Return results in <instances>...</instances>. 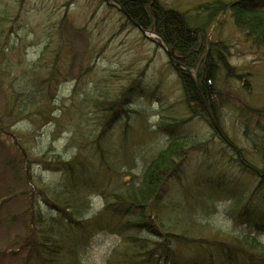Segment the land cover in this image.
<instances>
[{"label": "trees", "instance_id": "trees-1", "mask_svg": "<svg viewBox=\"0 0 264 264\" xmlns=\"http://www.w3.org/2000/svg\"><path fill=\"white\" fill-rule=\"evenodd\" d=\"M118 2L129 20L141 29L156 32L171 48L170 64L180 78L190 117L159 124L156 133L164 134L167 139L164 144L160 141L162 135L153 147L148 146L147 141H138L137 136L144 138L150 133L143 120L144 113L134 111L142 120L138 130L130 119L121 128L117 126L122 123L124 114L130 118L128 113L133 109L126 104L144 90L131 85L119 97L94 101L98 114L93 134L75 141L77 135L73 133L68 146L73 144L76 152L68 159L55 153L51 158L47 151L33 156L22 141H16V152L4 161V174L8 179L16 174L17 178L25 176L31 181L35 173L31 171L32 160L34 165H44L63 174V181H59L57 187L46 185L37 190L33 184L29 187L31 197L27 202L32 213L26 222L28 233L21 247L28 251L19 264H86V246L95 233L102 231L117 232L124 238L112 250L109 264H264V206L243 202V184H231L203 172L201 177L191 179L181 188L172 191L169 187L173 180L183 179L186 158L192 148L202 144L180 128L183 123L199 117L215 127L213 117L222 129L220 114L228 99L225 91L218 87L220 74L226 72L228 77L238 79L243 76L229 61V44L223 39H211L199 19L184 10L166 6L161 0ZM201 6L207 8L210 15L218 9L231 10L239 30L264 51V0H211ZM43 59L41 56L34 66L24 68L21 73L26 81L33 71L39 73L38 69H46L47 75L42 81L34 83L30 79L29 90L10 83L9 106L14 115L21 113L24 119L32 120L31 107L41 103L33 92L40 87L46 95L45 122L57 121L53 109H59L57 89L61 71L56 64L59 48L54 60ZM83 106L86 108V104ZM248 110L244 115L250 121L253 118L262 132L261 141H252L262 165L250 160L248 151L223 129L216 130V135L233 147L237 162L259 178L253 189L254 196L259 197L264 193V105H250ZM2 125L0 118V127ZM114 130L119 131L120 141H113ZM141 154L142 166L136 160H140ZM113 183L115 187L111 188ZM36 191L43 194L45 204L51 209L50 215L40 209ZM95 195L104 196L107 204L97 215L86 218ZM109 195L114 196V202L108 201ZM221 195L230 197L232 202L234 232L218 229L210 233L212 226L204 216L215 210ZM1 206L0 203V226L15 217L4 216ZM12 253L18 255L20 250ZM4 255L5 252L0 251L1 259ZM11 257L16 258V255Z\"/></svg>", "mask_w": 264, "mask_h": 264}, {"label": "rangeland", "instance_id": "rangeland-1", "mask_svg": "<svg viewBox=\"0 0 264 264\" xmlns=\"http://www.w3.org/2000/svg\"><path fill=\"white\" fill-rule=\"evenodd\" d=\"M161 1L199 19L211 39H223L229 44V61L245 77L237 79L228 77L226 72L220 74L218 87L225 91V98L228 99L220 114L221 126L237 145L248 151L246 154L250 160L262 165L252 143L261 141L262 132L253 118L250 121L244 114L249 111V102L264 105L263 47L248 40L239 30L231 10L218 9L214 15H210L208 9L201 5L211 0ZM58 48L56 64L61 71L59 92L57 89L59 109H53L58 120L45 122L46 95L40 87L33 92L41 103L31 107L32 120L24 119L21 113L14 115L8 99L10 83L16 88L29 90L30 79L34 83L42 81L43 76L47 75L46 69H38L39 73L33 71L26 81L21 73L24 68L34 66L41 56H44L43 61L54 60ZM170 52L171 48L160 37L144 33L119 6L103 0H0V118L3 119L0 127V203L4 216H15L0 226V251L5 252L4 259L0 256V264H19L27 254L28 250H21V247L28 233L26 222L32 213L27 202L31 197L29 187L32 184L36 190L46 185L57 187L59 181H63L61 172L44 165H34L33 160L31 171L35 173L31 181L25 176L17 178L16 174L8 179L4 174V161L16 152V141H22L33 156L34 153L42 155L47 151L51 158L61 154L68 159L76 152L73 144L68 146L73 133L77 135L75 141L93 134L98 114L94 101L119 97L129 86L135 85L144 90L126 104V107L133 109L128 113L130 118L124 114L122 123L117 126L121 128L130 119L138 130L142 120L140 114L134 111L144 113L143 120L149 126L150 133L147 132L149 135L145 134L144 138L134 135L138 141H147L148 146L153 147L158 136H164L161 131L156 133L161 122L181 121L190 117L180 78L170 64ZM2 70L10 73V76ZM246 79L250 83H246ZM61 110L63 112L60 113ZM241 115L244 117L241 118ZM249 122L253 123L248 128ZM180 128L202 144L190 151L184 165L183 175H186L180 181L173 180L169 184L172 191L189 184L191 179L201 177L204 172L219 176L231 184H243V202L264 206V193L255 197L253 191L259 178L237 162L236 151L216 135L207 120L197 117L183 123ZM119 135V131L114 130L111 133L113 141H120ZM160 139L163 144L167 140L165 136ZM142 155L139 161L136 159L140 166ZM112 187H115L114 183ZM35 194L40 209L50 215L51 209L45 204L43 194L39 191ZM229 199L221 195L215 210L204 216L212 226L210 233L218 229L226 233L233 230L235 220L231 215L233 205ZM106 201L104 196L95 195L85 217L97 215L107 204ZM108 201L114 202V196L109 195ZM262 237L264 239V235ZM123 239L117 232L95 233L86 246L85 263L109 264L112 250ZM17 250H20L18 255L12 253ZM13 255L16 258H12Z\"/></svg>", "mask_w": 264, "mask_h": 264}, {"label": "bare ground", "instance_id": "bare-ground-1", "mask_svg": "<svg viewBox=\"0 0 264 264\" xmlns=\"http://www.w3.org/2000/svg\"><path fill=\"white\" fill-rule=\"evenodd\" d=\"M215 121H216V120H215ZM217 129H218V130H222L223 128L221 129V128H220V125H219V126L217 127Z\"/></svg>", "mask_w": 264, "mask_h": 264}]
</instances>
